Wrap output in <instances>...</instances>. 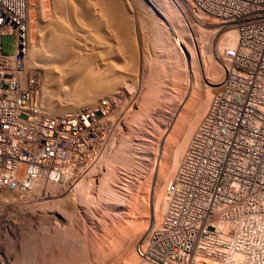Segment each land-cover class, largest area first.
Here are the masks:
<instances>
[{
	"label": "built area",
	"instance_id": "2783aa9c",
	"mask_svg": "<svg viewBox=\"0 0 264 264\" xmlns=\"http://www.w3.org/2000/svg\"><path fill=\"white\" fill-rule=\"evenodd\" d=\"M188 4L232 26L237 41L165 185L164 214L135 251L151 264H264V0ZM28 20L29 0H0V193L30 192L38 180L70 189L121 127L119 96L42 113L25 70ZM7 34L11 53L1 44Z\"/></svg>",
	"mask_w": 264,
	"mask_h": 264
},
{
	"label": "rangeland",
	"instance_id": "374dc122",
	"mask_svg": "<svg viewBox=\"0 0 264 264\" xmlns=\"http://www.w3.org/2000/svg\"><path fill=\"white\" fill-rule=\"evenodd\" d=\"M115 1L117 0L114 2L111 0L113 3ZM150 1L123 0L121 2L122 8L126 10L125 14L128 13L127 21H131L129 27L133 26L130 31V37L134 41L131 49L136 56L134 55L135 59L132 62L128 59L110 58L115 66L111 65L118 70V73H123V77L127 76L124 77V82H127L130 90L124 88L123 91L122 89L118 91L117 89L114 92L115 95L108 93L98 97L101 99L119 96L123 100L117 110L122 119L121 127L109 155L104 159L102 156L86 176L83 177V174L78 176L70 189H64L59 185L49 184L47 186L38 183L30 192L3 191L0 193L1 197H6L4 198L7 199L6 205L11 206L1 209V213L5 216L2 218L10 221V226L13 225L14 231L0 228L2 248L12 253L11 264H106L114 262L113 254L118 255L122 250L115 246H118V242L121 243L125 239V243L122 242L124 245L121 246L127 247L129 242L136 246L146 233L148 225L158 223L162 218L164 214L162 211H165L166 207L165 185L178 164L192 130L204 114L209 99L223 76V62L228 56L221 51L220 44L233 29L230 25L224 28L215 16L192 12L188 0H178L185 6L184 12H181L172 0H162V13L156 7V1ZM52 7L51 0H30L31 16L27 25L30 49L33 45L32 41L38 38L37 34L41 35L43 31L44 20L55 16ZM169 12L174 15L170 17ZM184 22L188 25L189 34L184 31ZM176 35L181 47L174 41ZM184 40H188L189 45ZM12 41V35L2 36L1 44L4 52L13 51L10 47ZM29 61L32 62L31 51L26 59V69L30 73L27 68ZM115 61L118 63L115 64ZM193 62L196 67L194 69H192ZM33 74L37 92L41 95L39 82L41 76L39 78L36 72ZM40 95L38 99L41 98ZM156 112L157 115L154 114ZM184 113L185 120L181 117ZM160 114L164 118L160 117ZM130 143L137 146L139 160H137L138 167L134 172L136 176L129 181L138 183L139 178L145 181L141 190H138L137 196L146 205L149 215L140 213V215L126 216L124 212L126 208L124 209L123 203L121 204L124 202V198L121 197L123 189L119 188L125 181L120 182L114 178V181H109L103 186L105 193L107 187L110 186V194H113L112 206L106 204L103 206L104 203H101L102 205L98 203L96 208H92L94 214L91 218L86 211L85 203L77 198L80 189L77 191L71 189L77 181L78 184L82 182L86 193L91 195V198L93 196L94 200H99L95 188L104 178L108 163L115 161L119 168L126 165L129 167L127 170L132 169L130 166L132 164L127 165L128 162L123 163L118 160L122 163L120 166L116 158L117 152L127 147L125 152L132 154L129 151ZM170 146L173 149L170 154L172 166L161 177L160 169L166 163V149L168 150ZM157 156L159 158L155 163ZM147 160L151 161L149 172L144 166ZM111 190L118 193L114 194ZM71 197H74L73 200ZM115 197L118 199L121 197L122 201ZM116 200L117 203L114 202ZM121 237H124L122 241H120ZM107 252L112 254H106Z\"/></svg>",
	"mask_w": 264,
	"mask_h": 264
},
{
	"label": "bare ground",
	"instance_id": "6f19581e",
	"mask_svg": "<svg viewBox=\"0 0 264 264\" xmlns=\"http://www.w3.org/2000/svg\"><path fill=\"white\" fill-rule=\"evenodd\" d=\"M122 1L123 0H120V1L117 0V1H115V3H113L114 0H113V2H111V0H91V1H89V0H51L52 6H53L52 8H53V12H54L55 16H53L51 18L49 17V18H47V20L44 18L45 19L44 24L42 23L43 24L42 33H41V35L37 34L38 38L36 39V41H34V40L32 41L33 45H32L31 49H30V45H29L28 53L25 56V70L27 71L26 59L29 55V51H31V61L32 62H30V61L28 62L29 65L27 68L30 71V73L29 72L28 73L33 74V72H36L39 74V78L41 76V79L39 81L40 86H41V88H40L41 95L40 94H38V95H40V97H41V98H39L40 99V107H41L42 113L44 115L63 116V115H66L67 113H71V112L77 110L78 108H80L82 106H85V105L90 106V105L95 104L99 99L98 97H100V96L102 97V95H104V94H108V93L114 94V92H116L117 89H118V91H120L119 89H122V91H123L124 88L127 90H130V88L126 84L127 82L126 83L124 82V77H127V76L123 77V73H120V72L118 73V70H116L114 68L115 65L111 63V59H110L112 57L113 58H119V60L120 59H123V60L128 59L132 62L135 59L134 57L136 56L134 54V52L132 51L133 49H131V47L133 48V45L131 46V44H133L132 42H134V41H132V38L130 37V31H131V28L133 26L131 28L129 27L131 24V21L130 20H129V22L127 21L126 16H128L127 15L128 13L125 14L126 10H125V8L124 9L122 8L123 7L122 6L123 4L121 3ZM151 1H156V7L162 13V10H163L162 0H151ZM29 2H30V0H29ZM172 2L177 6V8L179 10H181V12L182 11L184 12L185 6L183 4H181L178 0H175V1L172 0ZM89 3H91V4H89ZM173 15L174 14L169 12L170 17H172ZM30 16L31 15H30V10H29V17ZM185 16H186V14H185ZM185 16H183V17H185ZM128 18H130V17H128ZM220 21L223 24L224 28H226L225 26H227V24H225L222 20H220ZM132 22H134V21H132ZM227 29H231V28L227 27ZM232 29H233V31H231L229 34H227L226 37H224V39H222L223 42L220 44L221 51H223L225 54H227V56H229L233 53V51L235 49L236 41H237V33L233 27H232ZM184 31L186 32V34H189L188 25L186 23L184 26ZM37 35H35V36H37ZM186 39H188V38H186ZM184 41L186 44H188V40H184ZM29 58H30V56H29ZM123 60H122V62H124ZM116 63H118V62L115 61V64ZM111 64L114 66H112ZM120 64L123 65L122 63H120ZM126 66H124V67H126ZM129 66H130V64H129ZM194 68H196V67H195L194 62H193L192 69H194ZM120 70H121V68H120ZM125 73H127V72H125ZM154 114L157 115L158 113L156 112ZM183 115L185 117V113L182 114L181 117H183ZM160 117H162L161 114H160ZM162 118H164V117H162ZM140 119H142V118H140ZM184 120H185V118H184ZM140 122H142V121H140ZM143 123H144V121H143ZM152 123L154 124V122H152ZM155 124H157V123H155ZM180 126H181V124H180ZM182 126H183V124H182ZM130 145H131V143H130ZM127 148H125V149L121 148L124 151L119 150L117 152L118 154H117L116 158H117V161L121 160V162H123V163L128 162L127 165L132 164V165H130V166H132V169L131 170L128 169V170H130V171H128L127 170L128 166H126V165H125L126 167L123 165L126 169H124V167L119 168V167H117L115 161L108 163V165L106 164L107 166L106 165L105 166L107 167V171H106L105 175L103 174L104 178L101 180L99 186L97 188H95L97 191L96 193H98V197H99L98 199L99 200H94L93 196L91 198L90 197L91 195L89 196L86 193V190H85L82 182H80L78 184V181H77L74 184L73 188L71 189V190L76 189V191H77V189L78 190L80 189V192L78 193L79 197L77 196V198H79L81 200L80 202L85 203V205L87 206L86 211L89 215H91V218L94 214V210H92V208L93 207L96 208L98 203H100V204L104 203L103 206L105 204L107 206L111 205V201L113 199V197H112L113 194L112 195L110 194V186L107 187L108 189H107L106 193L104 190L105 188L103 186H104V184H108L109 181H114L113 180L114 178L118 179V181H120V182L123 180L125 181V182H123L122 185L119 186V188L123 189V193H122L121 197L124 198V202H121V204L123 203L124 209L126 208V211H124L126 216L127 215L133 216L134 214L140 215V213L141 214L142 213L148 214V212H147L148 209H147L146 205H144V202L139 200V198L137 196V193L139 192L138 190H141V186H142L143 182H145V181H142L141 180L142 178H139V180L136 178L138 180V183H136L135 181H134L135 183H133V181H129V179H133L136 176V173H134V172L138 167L137 166L138 165L137 160H139V158H137L138 157L137 156V154H138L137 146L134 144H132L130 146L129 151H131L130 153H132V154H127L125 152L127 150ZM172 151H173V149L171 146L169 147L168 150L166 149V154H167V155H165L166 156V163H164V165H162L163 166L162 169H160V176L161 177H162V174L165 172H168V169L171 168V166H172V156L170 155ZM109 153L110 152H106L103 155V159L105 156L109 155ZM158 156L155 159V163L158 161V158H159ZM146 159H147V157H146ZM148 159H150V158H148ZM119 161H118V164H120V166H121L122 163L121 162L119 163ZM150 162L151 161L147 160V162L144 163L145 164L144 166L146 167L145 169L147 171H148ZM142 164H143V160H142ZM143 169H141V171ZM145 169H144V171H146ZM90 170H92V168ZM90 170H88L87 172H84L82 176L83 177H84V175L86 176L90 172ZM147 171H146V173L149 172V171L148 172ZM140 174H143V173H140ZM122 175H123V178H122ZM138 176H140V175L138 174ZM142 177H144V176H142ZM120 182L119 183L117 182V183L120 184ZM38 183L39 184L43 183L44 185L46 184L47 186L49 184L50 185L51 184L57 185V184H53L50 182L44 183L41 180H38V181H35L34 186H36ZM111 183H113V182H111ZM115 186H118V185L115 184ZM111 191L113 192V190H111ZM115 193H118V192H115ZM103 196H105V197H103ZM4 198H6V197L0 196V206H1L0 207V218H2L4 216V214L1 213V209H6V206H7V208L11 207L8 204L6 205L7 199H4ZM73 198H72V200H73ZM115 199H118V198L115 197ZM114 202L117 203V200ZM118 204L120 205V203H118ZM118 204H117V206H118ZM85 205H83V206H85ZM162 212H164V211H162ZM133 218H135V217H133ZM136 218H138V217H136ZM9 222L7 219H4V218L0 219V228H3L4 230L10 231V229H13V227H12L13 225L10 226ZM10 227H12V228H10ZM13 231H14V229H13ZM105 231H107V230H105ZM47 236H48V233H47L46 237ZM123 238L121 237L120 241H122ZM0 240H2V239L0 238ZM123 240L124 241H122V242L125 243V239H123ZM122 242L121 243L118 242L117 243L118 246L115 245V242H114V245L116 247H119V249L120 248L122 249L120 254H118V255L113 254V259H114L113 261L114 262L125 261V263L123 262L124 264H150L149 262L140 258L136 254V251L134 248L135 246L131 242H129V244L131 243L130 245L127 243V247L121 246V245H124V244H122ZM7 244H9V243H7ZM115 246H114V248H115ZM2 247L3 246L1 245V241H0V264H11L10 263V257L12 254L11 251L5 250ZM105 252H103L104 253L103 256H105ZM106 254L111 255L112 253L107 252ZM110 257L112 258V256H110ZM119 260H122V261H119ZM64 261H65V259H64Z\"/></svg>",
	"mask_w": 264,
	"mask_h": 264
}]
</instances>
